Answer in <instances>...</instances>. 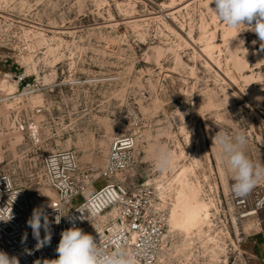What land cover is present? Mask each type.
I'll list each match as a JSON object with an SVG mask.
<instances>
[{
	"label": "rangeland",
	"instance_id": "1",
	"mask_svg": "<svg viewBox=\"0 0 264 264\" xmlns=\"http://www.w3.org/2000/svg\"><path fill=\"white\" fill-rule=\"evenodd\" d=\"M162 3L171 0H0V16L15 40L14 59L41 83L35 93L20 89L0 107V173L29 191L33 209L56 197L34 176L38 154L73 149L82 165H101L117 134L137 139L128 175L156 192L185 166L202 199L211 175L228 199L234 180L214 140L221 132L245 134L246 156L264 164L262 42L243 31L229 47L224 24L211 23L214 61L204 50L201 24L211 17L202 0L177 6L175 21L161 13L173 12ZM244 51L250 60L238 63ZM0 70H6L2 63ZM33 125L39 132L30 135ZM162 146L176 156L164 169L156 160ZM175 197H167L169 209ZM83 202L82 195L73 199L75 207ZM212 213L201 233L188 235L169 223L157 264H264V211L241 219L228 199L220 214Z\"/></svg>",
	"mask_w": 264,
	"mask_h": 264
},
{
	"label": "built area",
	"instance_id": "2",
	"mask_svg": "<svg viewBox=\"0 0 264 264\" xmlns=\"http://www.w3.org/2000/svg\"><path fill=\"white\" fill-rule=\"evenodd\" d=\"M9 30L6 20L0 16V63L6 68L0 70V77L14 80L18 86L11 92L0 85V107L15 99L20 89L25 95L33 94L41 84L37 73H29L14 59L12 52L17 49ZM14 66L17 72H13ZM20 126L24 125L20 123ZM38 129V125H33L29 134L38 133ZM138 152L133 135L117 134L101 165H82L73 149H46L38 154L34 176L56 193L53 201L43 208L52 222L51 240L39 249L27 225L33 212L29 191L11 174L0 173V217L7 218L10 212L13 215L8 222L0 221V251L17 257L19 264H45L58 258L56 248L61 232L75 225L94 237L103 254L132 255L136 264H157L170 209L150 183H135L128 175L136 164ZM101 179L107 182L96 189L95 183ZM233 183L229 186L228 199L239 218L258 216L264 211V178L244 196L232 191ZM79 195L84 197V202L75 207L73 199ZM204 197L212 204L214 214H220L228 201L216 176L212 175L210 183L204 187ZM57 215L61 216L59 224L54 222ZM25 233L27 239L23 240ZM44 235L41 229V239Z\"/></svg>",
	"mask_w": 264,
	"mask_h": 264
},
{
	"label": "clouds",
	"instance_id": "3",
	"mask_svg": "<svg viewBox=\"0 0 264 264\" xmlns=\"http://www.w3.org/2000/svg\"><path fill=\"white\" fill-rule=\"evenodd\" d=\"M211 4L215 7H210ZM209 8L227 28L241 29L238 34L243 31L254 32L262 42L261 50H264V0H210ZM240 44L243 45V41ZM214 140L219 147L222 160L233 173L232 191L237 196L247 195L259 180L264 178V164H255L246 156L244 146L247 141L243 133L229 136L221 132L214 137ZM156 160L159 168H167L172 163V154L162 146ZM12 218L10 212L7 218L0 217V221L8 222ZM60 219L61 216L57 215L54 222L59 224ZM51 223L43 208L33 209L27 225L32 229L38 249L50 243ZM41 229L45 233L42 239ZM60 235L61 239L56 248L58 258L46 261L45 264H136L132 255L101 253L94 237L75 225L63 230ZM22 239H27V233ZM0 264H19V260L0 251Z\"/></svg>",
	"mask_w": 264,
	"mask_h": 264
},
{
	"label": "bare ground",
	"instance_id": "4",
	"mask_svg": "<svg viewBox=\"0 0 264 264\" xmlns=\"http://www.w3.org/2000/svg\"><path fill=\"white\" fill-rule=\"evenodd\" d=\"M187 1L188 0H171L170 4L162 3V7L173 10V12H171V14L166 13V11L162 9L161 13L165 15L166 18H172L174 19V21L178 20L174 11L177 6L179 7L180 5H183ZM209 3L210 0H202L203 6L206 8L207 13L211 17V22L206 19V17H204L201 24V29L203 32V38H206V46L204 50L210 55V57L214 59L213 52L214 49L218 47L213 41V39L216 38V32L209 33V28L211 23L215 24L216 27H218L219 20L209 8ZM210 7L214 8L215 5L211 4ZM166 23L168 22L166 21ZM222 29L225 45L227 44L230 47L232 44H234V42L238 41V29H230L225 25L222 26ZM193 31L194 29H192L189 34L192 35ZM192 39L195 40L194 36L192 37ZM249 55L250 53L248 51H244V56L242 58L238 57L237 62L241 63V61L243 60L248 63L250 60ZM214 61H216V59H214ZM209 64L211 66V63ZM0 85L7 88L11 92H13V86H16V88L18 89L16 81L8 80L5 77H3L2 80L0 79ZM174 160H176V156L172 157V162H174ZM190 172H192V170L189 169V167L183 166L178 172H176V176H174L173 179H170L164 183H160L158 185V193L156 192L157 196H161V199H159L164 201L166 204H168L169 202L167 197L172 196L173 192L176 193L173 207L172 209H170L168 225L170 223L171 229H179L180 231L186 232L188 235L194 233L195 231H198L199 233L203 232V228L206 225L211 224V218L213 215L212 204L208 200H204L201 198V190L199 186L189 178ZM225 264H227V261H225Z\"/></svg>",
	"mask_w": 264,
	"mask_h": 264
}]
</instances>
